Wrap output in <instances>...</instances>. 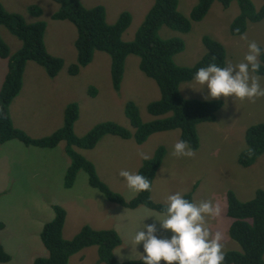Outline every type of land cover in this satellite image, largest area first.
Segmentation results:
<instances>
[{"label": "rangeland", "instance_id": "obj_1", "mask_svg": "<svg viewBox=\"0 0 264 264\" xmlns=\"http://www.w3.org/2000/svg\"><path fill=\"white\" fill-rule=\"evenodd\" d=\"M259 9L264 0H252ZM4 7L22 14L28 22L43 20L47 23L45 43L49 52L64 60V66L55 77L49 76L46 68L35 61H28L23 76V86L10 105L13 124L33 138L50 136L65 123L66 108L71 103L79 104V117L75 133L84 136L99 124L114 121L131 130L134 129L126 111V104L134 101L144 121L157 117L148 111V104L161 97L157 82L140 68V57H127L125 74L120 90L112 83V57L105 51H96L91 63L81 67L78 74H71L70 67L77 62L78 51L75 40L78 30L71 21L54 19L59 9L54 0H0ZM86 7L103 5L108 21L115 22L121 13H132V22L123 34L125 41L134 39L154 0H81ZM198 0H179V9L189 16ZM31 5L42 8L43 14L34 17ZM241 12L240 5L233 1L228 8L215 1L201 20L193 23L191 31L183 33L164 26L163 37H180L185 42L183 51L175 55L181 66H193L206 53L203 37L210 35L223 43L227 50L228 64L243 60L248 43L256 41L264 45V19L249 22L247 30L240 35L231 33V24ZM0 34L9 45L11 54L22 47V40L6 26ZM261 60V59H260ZM8 58L0 56V91L8 72ZM264 85V74H261ZM191 81V80H190ZM190 81L183 82L182 84ZM181 84V85H182ZM180 85V86H181ZM97 89L96 95L91 93ZM190 99H202L191 89L181 90ZM206 91V90H205ZM224 102V98L221 97ZM264 122V97L255 102H235L228 98L227 108L217 111V119L198 124L200 146L192 158L172 155L174 144L180 140V129L153 133L143 143L134 137L125 139L117 135L103 136L93 149L76 148L94 163L100 178L109 187L127 200L138 195L130 190L119 176L122 169L138 172L145 161L141 153L150 158L160 146L166 153L152 185V199L163 204L167 196L176 192L193 193V199L211 200L221 207V214L209 220L213 234L220 231L222 251L242 249L240 243L230 236L232 223L228 215V193L233 191L242 201L251 200L258 189H264V153L251 166L239 163V156L247 148L246 132L256 123ZM66 141L54 148L26 145L19 139L0 141V246L12 256L10 261L0 264H33L39 256L49 254L41 233L45 223L55 217L54 205L67 211L63 235L73 238L85 225L95 229H114L121 236L122 249L126 255L139 259L141 253L133 245L136 231L143 225L148 214L163 216L162 212L145 205L135 209L110 200L102 191L91 186L89 174L80 170L75 183L67 188L64 184L72 158L66 151ZM162 169L164 171H162ZM147 223H153L148 218ZM159 237H170L171 233L157 224ZM131 245L133 247L131 248ZM143 251V245L138 246ZM116 257L119 259L118 255ZM99 247H86L70 257L69 264H107L99 262ZM124 261H127L124 260ZM163 264V261L161 262Z\"/></svg>", "mask_w": 264, "mask_h": 264}, {"label": "trees", "instance_id": "obj_2", "mask_svg": "<svg viewBox=\"0 0 264 264\" xmlns=\"http://www.w3.org/2000/svg\"><path fill=\"white\" fill-rule=\"evenodd\" d=\"M59 9L53 14L54 19L69 20L75 24L78 36L75 45L78 59L70 67V73L76 75L81 67L92 62L96 51H105L112 57V83L120 90L125 74L127 57L135 54L140 57V68L154 79L160 87L161 97L148 104V111L157 118L144 121L138 105L134 101L126 104V111L131 119L133 130L108 121L94 127L84 136L75 133V123L79 117V104L71 103L65 112V123L55 133L43 138H33L24 130L13 124L10 105L23 86V76L28 61L32 60L46 68L51 77L59 74L64 60L51 54L45 43L47 23L43 20L28 22L20 13L7 10L0 2V27L6 26L19 37L22 47L11 54L9 45L0 34V56L8 58V72L0 91V141L19 139L26 145L54 148L61 141H66V151L72 158L67 169L64 184L67 188L74 185L80 170L89 174L91 186L102 191L110 200L122 206L135 209L145 205L163 213V204L152 199L150 191L139 192L133 199L127 200L122 194L113 191L99 176L93 162L83 156L76 148L93 149L100 139L113 134L121 138L134 137L138 143L145 142L156 132L180 129V139L190 142L194 150L200 146L197 126L203 122L217 119V111L224 102H205L201 99H188L181 94L180 85L192 80L193 74L209 63L226 66L227 50L223 43L210 35L203 37L206 53L193 66H181L175 62V55L185 48L180 37L166 38L160 30L166 26L183 33L191 31L193 23L201 21L211 9L215 1L228 8L233 1L240 5L241 12L231 24V33L243 34L249 22L264 19V3L257 9L252 0H198L189 16L179 9V0H154L144 21L139 26L134 39L125 41L124 32L132 22V13L124 11L119 18L111 23L107 18L105 6L86 7L81 0H54ZM34 17H40L43 10L38 5H31ZM264 64V56L260 57ZM264 74V66L260 70ZM91 93L96 95L97 89L92 87ZM247 148L241 152L239 163L245 167L254 164L264 153V122L250 126L246 132ZM166 153L160 146L154 156L145 160L139 173L148 177L153 185L156 173L163 163ZM186 198L193 200V193ZM55 217L45 223L41 238L49 254L39 256L33 264H69L70 257L86 247H99V262L117 264L118 258L113 255L121 245L122 239L114 229H95L85 225L71 239H66L63 230L67 211L61 205H54ZM228 215L232 219L229 233L242 247L240 251H225L222 264H264V189H258L255 196L248 201L240 200L233 191L228 193ZM12 256L0 246V261H10ZM127 260L123 264H142L139 259Z\"/></svg>", "mask_w": 264, "mask_h": 264}, {"label": "clouds", "instance_id": "obj_3", "mask_svg": "<svg viewBox=\"0 0 264 264\" xmlns=\"http://www.w3.org/2000/svg\"><path fill=\"white\" fill-rule=\"evenodd\" d=\"M261 56H264V45L250 41L241 62L226 66L209 63L200 67L192 80L182 84L180 89H191L200 94L205 102L219 101L223 97L225 108L229 97L234 102H255L257 98L264 97ZM188 99L190 97L186 96L185 100ZM195 154L187 140L180 139L173 146L172 155L175 157L192 158ZM141 156L144 160L150 159L147 154L141 153ZM119 176L133 192L150 191L152 188L151 180L138 172L122 169ZM220 214V205L211 200H189L181 192L168 195L163 202V216L146 215L141 221L143 226L133 237V245L141 253L139 261L142 264H161L162 261L163 264H222L225 259L221 244L223 234L220 231L213 234L208 226L209 220L217 219ZM148 218L154 222L147 223ZM157 224L169 231L171 236L159 237ZM141 244L143 251L138 250ZM122 249L113 253L119 257L117 264H123L126 259L136 261L132 252L126 255Z\"/></svg>", "mask_w": 264, "mask_h": 264}]
</instances>
